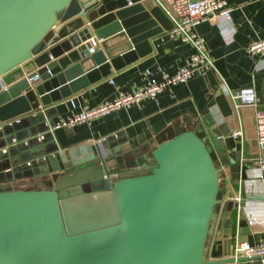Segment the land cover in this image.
Returning <instances> with one entry per match:
<instances>
[{
	"label": "water",
	"instance_id": "1",
	"mask_svg": "<svg viewBox=\"0 0 264 264\" xmlns=\"http://www.w3.org/2000/svg\"><path fill=\"white\" fill-rule=\"evenodd\" d=\"M95 1L0 0V157L22 152L10 163L56 159L62 169L45 187L0 189V264L235 261L231 200L218 196L222 170L201 123L172 135L164 130L138 156L108 136L75 161L48 142L51 132H42L48 124L36 126L44 119L40 102L69 96L108 75L111 64L118 69L143 55L147 38L161 31L140 3L116 9L113 20L93 27L86 10ZM78 17L85 22L61 37L58 31ZM92 35L100 40L90 52ZM37 141L45 148L26 152ZM218 223L228 250L207 259V239Z\"/></svg>",
	"mask_w": 264,
	"mask_h": 264
},
{
	"label": "crops",
	"instance_id": "2",
	"mask_svg": "<svg viewBox=\"0 0 264 264\" xmlns=\"http://www.w3.org/2000/svg\"><path fill=\"white\" fill-rule=\"evenodd\" d=\"M227 1L233 6L229 18L221 17L215 22L203 20L195 26L196 31L205 37L206 46L215 58L216 70L169 84L155 98H143L137 103L114 108L73 126L53 127L51 121L55 124L60 117L77 112L83 107H93L103 100H111L147 80H160L163 71L175 72L193 52V46L189 42L168 35L172 22L156 0H96L86 10L87 19L93 27L113 20L116 9L140 3L161 31L147 38L143 55L137 53L134 60L118 69L111 64L108 75L90 82L69 96L51 100L47 104L40 102L37 111L42 112L44 119L36 123V126L48 124L49 127L42 131L51 132L48 142L52 146L57 145L59 152L68 150V160L75 161L95 152L94 145L108 136L121 140L116 147L138 156L148 153L162 134H165L164 130L166 134L172 135L201 123L211 138L222 170L221 198L231 200L232 256L237 240L254 242L259 237H264V173L252 161L259 153L254 113L257 108H264V53L249 54L245 50L249 41L264 37V0ZM84 22L85 19L78 17L70 26L60 29L58 34L63 37L71 26L77 27ZM106 58L108 60L107 55ZM51 59L54 57L51 56ZM145 69H149L151 73L145 74ZM220 76L232 90L252 85L257 103L234 107L221 87ZM12 120L14 119L7 122ZM209 126L219 132V140ZM237 129L241 130L240 135L233 134ZM16 132L13 130L2 137ZM106 144L108 150H112L109 142ZM1 148L4 147H0V150ZM44 148L45 144L37 141L28 146L26 152H37ZM21 153L0 157V189L45 187L50 182L51 173L62 172V169L55 168L56 159L10 163L11 157L18 159ZM4 162L9 165L5 167ZM235 202L237 206H234ZM221 229L218 223L207 239V259L224 257L225 250H228ZM222 264L261 263L256 258H244Z\"/></svg>",
	"mask_w": 264,
	"mask_h": 264
},
{
	"label": "built area",
	"instance_id": "3",
	"mask_svg": "<svg viewBox=\"0 0 264 264\" xmlns=\"http://www.w3.org/2000/svg\"><path fill=\"white\" fill-rule=\"evenodd\" d=\"M156 2L172 22L167 31L168 35L180 38L193 46V52L185 64L178 67L173 73L163 71L160 80H147L133 90L120 93L111 100H103L93 107H83L77 112L60 117L53 127L73 126L114 108L137 103L143 98H155L158 92L169 84L186 81L195 74L204 75L209 70H216L215 58L206 46L205 37L196 31L195 26L203 20L215 22L221 17L229 18L233 6L227 0H156ZM88 40V49L93 52L100 39L92 35ZM245 50L249 54L264 53V37L249 41ZM149 73H151L150 70L145 69V74ZM220 79L221 87L232 100L234 107L257 103L255 89L252 85L232 90L225 84L222 76ZM254 118L259 153L252 158V161L264 173V108H257ZM233 134L240 135L241 130H234ZM232 256L236 259L256 258L261 264H264V237H259L254 242L237 240L232 249Z\"/></svg>",
	"mask_w": 264,
	"mask_h": 264
},
{
	"label": "rangeland",
	"instance_id": "4",
	"mask_svg": "<svg viewBox=\"0 0 264 264\" xmlns=\"http://www.w3.org/2000/svg\"><path fill=\"white\" fill-rule=\"evenodd\" d=\"M222 185H223V181H222V179L220 177V179H219V191H218V196L219 197H221V194H222V189H220V186H222Z\"/></svg>",
	"mask_w": 264,
	"mask_h": 264
}]
</instances>
